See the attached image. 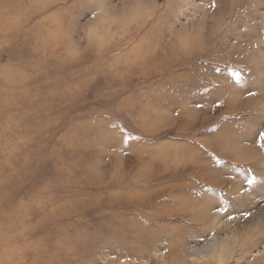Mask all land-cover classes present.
Returning <instances> with one entry per match:
<instances>
[{
	"label": "rangeland",
	"instance_id": "1",
	"mask_svg": "<svg viewBox=\"0 0 264 264\" xmlns=\"http://www.w3.org/2000/svg\"><path fill=\"white\" fill-rule=\"evenodd\" d=\"M0 264H264V0H0Z\"/></svg>",
	"mask_w": 264,
	"mask_h": 264
}]
</instances>
